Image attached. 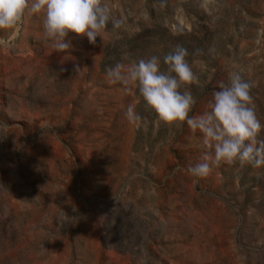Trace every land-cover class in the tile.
I'll list each match as a JSON object with an SVG mask.
<instances>
[{
	"label": "rangeland",
	"instance_id": "1",
	"mask_svg": "<svg viewBox=\"0 0 264 264\" xmlns=\"http://www.w3.org/2000/svg\"><path fill=\"white\" fill-rule=\"evenodd\" d=\"M201 4L101 0V38L70 33L63 52L40 14L0 30V264H264V168L193 177L214 155L202 134L161 122L106 73L153 55L167 72L180 45L198 78L190 116L238 71L264 124V0Z\"/></svg>",
	"mask_w": 264,
	"mask_h": 264
},
{
	"label": "clouds",
	"instance_id": "2",
	"mask_svg": "<svg viewBox=\"0 0 264 264\" xmlns=\"http://www.w3.org/2000/svg\"><path fill=\"white\" fill-rule=\"evenodd\" d=\"M210 2L202 0L201 6L207 8ZM32 14L41 15L44 36L57 52L72 48L70 33L86 36L95 45L108 19L101 0H0V30L14 29ZM188 55L186 48L177 45L163 57L167 72L161 70L160 58L153 55L127 67L117 64L106 73L110 83L120 82L138 90L161 122L176 127L187 123L193 132L202 134L203 146L214 150V155L206 154L188 167L193 177H207L221 163L264 168V139L259 138L264 124L255 110L253 84L240 72H230L228 83L213 92L209 110L192 117L189 114L196 100L186 86L198 78ZM124 117L140 126L142 118L135 104L127 106Z\"/></svg>",
	"mask_w": 264,
	"mask_h": 264
}]
</instances>
